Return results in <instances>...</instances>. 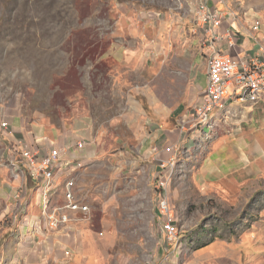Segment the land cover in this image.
I'll return each mask as SVG.
<instances>
[{"label": "rangeland", "instance_id": "obj_1", "mask_svg": "<svg viewBox=\"0 0 264 264\" xmlns=\"http://www.w3.org/2000/svg\"><path fill=\"white\" fill-rule=\"evenodd\" d=\"M176 4L0 0V122H8L0 127V169L12 167L13 132L27 136L42 129L45 136L67 137L71 145L88 142L81 150L90 155L82 157L75 174V193L89 206L79 215L87 217L93 232H103L104 251H95L93 239L88 248L85 242L82 264H152L166 254L164 264H264V175L235 186L203 173L217 138L243 122H226L225 112L210 139L178 147L171 182L176 245L165 242L160 230L155 162L141 145L152 129L177 128L178 109L188 103L184 77L175 70H186V63L177 66L169 59L168 39L150 30L155 23L145 16ZM229 6L241 18L255 15L264 24V0H230ZM125 18L132 22L133 36ZM119 34L125 48L117 60L116 53L107 52L120 43ZM9 202L0 191V264H16L11 258L19 237L12 232L18 228L19 206L7 209ZM56 262L46 259L45 264Z\"/></svg>", "mask_w": 264, "mask_h": 264}, {"label": "crops", "instance_id": "obj_2", "mask_svg": "<svg viewBox=\"0 0 264 264\" xmlns=\"http://www.w3.org/2000/svg\"><path fill=\"white\" fill-rule=\"evenodd\" d=\"M199 0H177V4L170 8L168 11H153L147 12L149 19L155 23L154 28H149L159 37L164 34V37L169 42V59L177 66H184L186 63V70H175V72L184 77L183 95L186 98L188 106L178 109L176 118L179 121L184 115L188 114L193 104L202 96L206 87V58L209 54L210 48L208 46H202L201 33L194 29L193 23V11L196 3ZM209 6L225 8L224 5L220 4L217 0H205ZM229 5L230 0H224ZM230 7V6H229ZM144 14V15H145ZM254 16H247L245 19L250 20ZM143 16V18H145ZM231 21V26L237 28L238 25L244 19L238 14L235 18H228ZM237 19V20H236ZM132 22L129 18H125V29L128 28L127 32L130 36H133L129 27ZM223 24L222 28H225ZM129 26V27H128ZM193 29V30H192ZM167 30V31H166ZM194 31V32H193ZM121 32V31H120ZM198 32V33H197ZM259 35L264 41V24L259 31ZM163 36V35H162ZM118 38L120 43H114L115 46L111 47L108 54L117 55L119 60V51L124 47V37L119 34ZM135 42V40H134ZM178 44V45H177ZM171 47V48H170ZM174 47V48H173ZM197 48L200 52H195ZM253 48V44L246 35L245 32H241L235 49L229 50L224 43H221L218 49L223 53H231L239 57H243L247 51ZM112 51V52H111ZM133 52L132 49H126V52ZM130 58V54H127ZM123 55L120 58H123ZM127 58V59H128ZM188 58V59H187ZM198 65H203V70L199 71L196 69ZM168 71V70H167ZM173 72L174 68H171L169 72ZM134 73H139L138 70H133ZM168 90V89H167ZM169 93V91H167ZM192 106L190 109L188 107ZM161 116L166 119L168 113L163 112ZM224 118L226 122H240L234 132L229 134H221L217 138L216 144L214 145L213 153H210V157L206 160V164L203 168V173L213 174L214 180H217L219 184L230 183L235 186L245 184L246 182L257 178L258 176L264 175V92L256 102H231L225 105ZM44 130L37 132L29 131L27 136L17 134L13 132L12 139L25 138L36 141L37 144L43 148L65 147L66 153L64 158L70 161L81 159L87 155H90V151H82L75 148L74 144L68 143L67 137L61 136H45ZM176 128L166 129L159 126V129H152L148 133L150 138H145L141 149L144 153H149L153 157L160 153L162 156V148L169 143H177L178 141L183 142L184 145L189 143L191 140L186 141L185 137H179L176 131V136L171 135L175 132ZM193 140V139H192ZM76 142V141H75ZM178 142V144H179ZM193 142V141H192ZM205 142V141H203ZM12 167L0 169V191L1 194L10 200L9 206L11 208L18 207L17 213V231L12 232L15 237H19L17 246H15V253L11 261H19L23 264H45L46 259L50 262L57 261V264H82L86 259L84 255L85 242L88 243L90 240H94L96 252H103L102 239L99 236H103V232H93L88 227L87 217H82L80 220L71 225L68 230H60L55 232H45L38 229V219L40 213V204L37 197L36 186L37 183L31 179L25 170V168L16 163L11 164ZM153 178L157 169V165L153 166ZM71 173L76 174L78 170H73L72 167H68ZM7 176V178H5ZM59 176H54V185L52 187V196L55 198L60 197V193L63 189L62 177L57 179ZM217 177V178H216ZM224 180V181H223ZM226 185V184H224ZM22 188V189H21ZM76 188V181L75 186ZM16 220L15 218H13ZM68 251L69 254L66 253ZM84 257V260H83Z\"/></svg>", "mask_w": 264, "mask_h": 264}, {"label": "built area", "instance_id": "obj_3", "mask_svg": "<svg viewBox=\"0 0 264 264\" xmlns=\"http://www.w3.org/2000/svg\"><path fill=\"white\" fill-rule=\"evenodd\" d=\"M225 8L212 7L205 0H199L193 11V23L201 33V45L210 48L206 58V87L202 96L193 104L191 111L184 115L176 128L179 137H185L189 143L193 140L206 141L216 131L225 105L231 102H256L264 92V41L259 35L262 20L252 16L244 18L246 25L231 26L228 18H236L238 13L227 5L224 0H217ZM237 20V19H236ZM225 28H222L225 24ZM245 32L253 44L243 57L223 53L218 47L224 43L229 50L235 49L240 33ZM0 127L7 128L8 122L2 120ZM193 139V140H192ZM10 163L22 165L29 177L36 183L40 213L38 229L46 232L68 230L89 212V206L81 202L75 193V174L68 167L78 170L83 162L81 159L70 161L64 158L66 148H43L25 138L11 139ZM179 142V141H178ZM177 143L165 145L161 152L154 156L157 169L154 175L156 188V205L158 222L165 242L176 245L179 235V224L171 199V182L178 165ZM88 144L85 140L74 143L81 150ZM62 177L63 189L59 198L52 196L54 176ZM101 234V232H99ZM175 249V247H174ZM67 254L68 251H66ZM168 260V254L162 259ZM163 261L152 264H164Z\"/></svg>", "mask_w": 264, "mask_h": 264}]
</instances>
